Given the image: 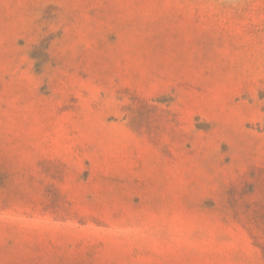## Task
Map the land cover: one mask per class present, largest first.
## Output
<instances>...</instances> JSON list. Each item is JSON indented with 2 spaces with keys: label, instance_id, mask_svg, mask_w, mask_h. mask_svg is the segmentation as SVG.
<instances>
[{
  "label": "rangeland",
  "instance_id": "374dc122",
  "mask_svg": "<svg viewBox=\"0 0 264 264\" xmlns=\"http://www.w3.org/2000/svg\"><path fill=\"white\" fill-rule=\"evenodd\" d=\"M0 264H264V0H0Z\"/></svg>",
  "mask_w": 264,
  "mask_h": 264
}]
</instances>
